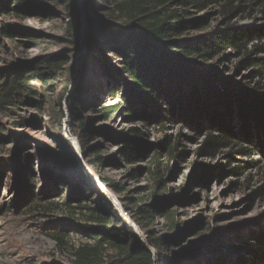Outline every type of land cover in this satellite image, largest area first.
Segmentation results:
<instances>
[{"label":"rangeland","instance_id":"rangeland-1","mask_svg":"<svg viewBox=\"0 0 264 264\" xmlns=\"http://www.w3.org/2000/svg\"><path fill=\"white\" fill-rule=\"evenodd\" d=\"M118 2L8 0L7 7L0 0V90L11 73L29 76L8 99L0 97V264H75L80 248L97 245L87 235L101 226L91 221L93 212L112 228L132 225L146 241L163 239L160 250L152 248L163 264L246 261L252 245L264 241V132L253 128L214 153L202 151L211 135L221 133L173 113L184 84L174 89V103L162 96L157 109L143 106L140 98L149 92L128 81L137 113L124 115L117 88L127 75L107 36L129 25ZM233 2L232 11L224 2L179 7L172 1L154 9L180 11L187 21L168 42L217 29L263 32L214 57L184 56L194 78L208 73L254 88L264 78L253 61L264 58V0ZM56 56L65 61L61 70L49 64ZM114 103L112 114L102 112ZM233 124L234 131L240 128L237 120ZM125 140L135 147L130 160L122 154ZM174 146L176 158L169 160ZM155 154L165 183L159 191ZM143 206H151V217H143ZM54 234L64 235V243ZM101 251L117 252L110 244Z\"/></svg>","mask_w":264,"mask_h":264},{"label":"trees","instance_id":"trees-1","mask_svg":"<svg viewBox=\"0 0 264 264\" xmlns=\"http://www.w3.org/2000/svg\"><path fill=\"white\" fill-rule=\"evenodd\" d=\"M118 1V0H117ZM174 2L179 7H203L212 4L224 2L230 11L233 10L234 0H119L117 9L129 21V25L121 30L108 34L113 39V49L121 57L123 72L127 75V80L118 81L122 98L125 104L120 106V110L127 117L133 118L129 113H137L135 106L130 103L133 99V92L128 81L137 85L141 89L149 92L148 98L141 97L143 106L151 103L155 108H161L158 101L160 97L167 98L169 103H174V89L181 88V84L186 86L177 95V107L173 108L180 116L187 119H195L198 125L207 123V128L212 131H219L218 136H210L205 148L202 151L214 153L224 146H228L231 140L240 135L247 137L252 134L255 128L264 132V78L262 82L254 88H246L240 85H232L218 77L211 78L208 73H197L194 78L192 73L185 67L184 56H200L202 58L214 57L230 47L241 48L245 38H253L260 34L255 31L240 29H217L210 34L200 38H188L168 42L170 37L178 35L187 21L183 19L180 11L173 10L169 12L157 11L154 6H164ZM258 2L262 0H256ZM7 7L8 0H2ZM151 5L153 7H149ZM225 6V7H226ZM236 7L235 9H239ZM97 32L102 29L95 28ZM170 48H177L181 52H172ZM62 56L50 57L49 64L56 70L63 69L65 61L60 60ZM255 65L263 69L264 76V58L255 59ZM29 76L21 73H11L10 77L0 90V97L8 99L15 91L27 84ZM50 78L36 76V80L47 82ZM180 83V85H179ZM188 93V95H186ZM182 95V96H181ZM186 96V101H183ZM185 102V103H184ZM82 100L77 101L80 106ZM118 103L102 107L104 114H112ZM172 108V107H171ZM161 110V109H160ZM175 110V111H174ZM237 120L240 128L234 131L233 122ZM174 146L168 150L169 160L176 158L172 151L176 150ZM136 153L135 147L131 141H124L122 151L126 160H130ZM158 154H155L153 160L156 162L155 181L157 183L156 191L165 187L162 172L157 162ZM92 166L97 167L98 162L90 160ZM106 184L115 191L121 192L115 181L102 176ZM34 197V189L30 187L28 199ZM151 206L141 207L143 217L149 218L153 211ZM119 215V212H117ZM134 214V212H132ZM115 214V216H118ZM174 213H169L170 218L175 219ZM135 219L142 225L143 220L137 214ZM91 221L100 223L98 228H89L87 235L97 241L94 247L83 246L77 251L75 264H163L162 259L152 251V248L160 250L163 239L145 240L132 225L127 229L112 228L108 226V218L100 213L93 212ZM172 221V220H171ZM54 237L61 243H64L65 236L54 234ZM110 244L116 248V256H106L101 250ZM248 260L238 264H257L264 262V241L252 245L247 252Z\"/></svg>","mask_w":264,"mask_h":264},{"label":"bare ground","instance_id":"bare-ground-1","mask_svg":"<svg viewBox=\"0 0 264 264\" xmlns=\"http://www.w3.org/2000/svg\"><path fill=\"white\" fill-rule=\"evenodd\" d=\"M101 177V176H100Z\"/></svg>","mask_w":264,"mask_h":264}]
</instances>
